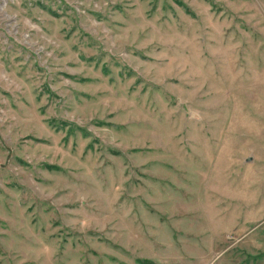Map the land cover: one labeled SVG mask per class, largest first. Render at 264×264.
Segmentation results:
<instances>
[{
    "label": "rangeland",
    "instance_id": "obj_1",
    "mask_svg": "<svg viewBox=\"0 0 264 264\" xmlns=\"http://www.w3.org/2000/svg\"><path fill=\"white\" fill-rule=\"evenodd\" d=\"M264 264V0H0V264Z\"/></svg>",
    "mask_w": 264,
    "mask_h": 264
},
{
    "label": "trees",
    "instance_id": "obj_2",
    "mask_svg": "<svg viewBox=\"0 0 264 264\" xmlns=\"http://www.w3.org/2000/svg\"><path fill=\"white\" fill-rule=\"evenodd\" d=\"M142 264H154L151 261H142Z\"/></svg>",
    "mask_w": 264,
    "mask_h": 264
}]
</instances>
